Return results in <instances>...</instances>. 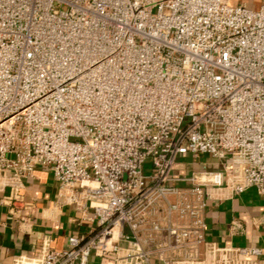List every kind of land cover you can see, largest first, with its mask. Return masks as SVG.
<instances>
[{
  "label": "built area",
  "instance_id": "built-area-1",
  "mask_svg": "<svg viewBox=\"0 0 264 264\" xmlns=\"http://www.w3.org/2000/svg\"><path fill=\"white\" fill-rule=\"evenodd\" d=\"M188 154L231 162L174 185ZM39 166L96 229L14 264H251L205 211L264 198V0H0V191Z\"/></svg>",
  "mask_w": 264,
  "mask_h": 264
},
{
  "label": "crops",
  "instance_id": "crops-1",
  "mask_svg": "<svg viewBox=\"0 0 264 264\" xmlns=\"http://www.w3.org/2000/svg\"><path fill=\"white\" fill-rule=\"evenodd\" d=\"M230 162L228 155L219 159L207 154L181 158L173 171L176 180L172 184L184 186L193 174L205 168L225 170ZM205 217L209 242L220 247L259 248V255L243 258L251 264H264V198L256 188L239 195L210 196ZM95 229L96 224L84 219L48 168L39 166L25 178L16 198L10 186L0 191V264H14L21 255H36L45 242H50L52 249L63 250L70 236H89ZM114 259L113 253L92 252L87 264H116Z\"/></svg>",
  "mask_w": 264,
  "mask_h": 264
},
{
  "label": "rangeland",
  "instance_id": "rangeland-1",
  "mask_svg": "<svg viewBox=\"0 0 264 264\" xmlns=\"http://www.w3.org/2000/svg\"><path fill=\"white\" fill-rule=\"evenodd\" d=\"M250 5H252V2H250ZM192 155L188 154V155H181L179 156L178 160H180L181 158H190ZM144 171L145 173H150L152 171V162L151 159H147L145 162V167H144Z\"/></svg>",
  "mask_w": 264,
  "mask_h": 264
}]
</instances>
